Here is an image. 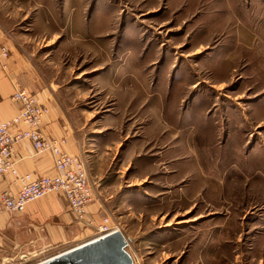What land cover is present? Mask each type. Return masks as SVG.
<instances>
[{"label": "rangeland", "instance_id": "rangeland-1", "mask_svg": "<svg viewBox=\"0 0 264 264\" xmlns=\"http://www.w3.org/2000/svg\"><path fill=\"white\" fill-rule=\"evenodd\" d=\"M262 20L264 0H0V24L13 30L59 102L74 108L76 122L92 128L106 118L110 129L102 131L116 132L111 128L118 121L134 116L125 106L143 94L147 109L160 112L168 144L174 148L176 135L182 136L178 156L174 149L161 156L154 145L152 153H142L152 157V168L136 166L135 176L113 175L99 151L107 170L89 163L97 184L108 182L100 196L115 197L95 222L110 219L126 237L134 264L264 259L255 255L254 239L264 202L243 192L238 180L225 182L223 153L217 151L225 138V112L233 105L245 108L257 84L260 66L240 64L236 48L261 34L245 32L241 24ZM197 148L200 155H192ZM210 150L219 159H209ZM173 171L177 181L168 176ZM93 235L35 258H21L28 251L22 247H0V264H35L93 241Z\"/></svg>", "mask_w": 264, "mask_h": 264}, {"label": "crops", "instance_id": "crops-1", "mask_svg": "<svg viewBox=\"0 0 264 264\" xmlns=\"http://www.w3.org/2000/svg\"><path fill=\"white\" fill-rule=\"evenodd\" d=\"M230 17L229 20H231ZM241 27L252 35L261 34L260 37H257L258 42L255 40V43L250 46L239 43V48H236L240 56V64H249V67L260 66L259 72H256L257 77H255L257 84L256 89L250 94H248L247 88L244 90L246 94L250 95L245 100V108L233 105L229 111L225 112L223 118L225 138L217 151L222 150L223 153L225 182L235 183L237 181H233V179L238 180L243 192L255 193V202L259 203L264 202V82L262 83L264 79L262 77L264 74V20L251 26L241 24ZM245 40L249 41L247 36H245ZM1 46L8 48L9 58L5 62L6 69L0 62V121L9 120L19 112L20 107L11 100L16 87L27 89L48 107L49 114L43 121V134L51 138H64L66 144L62 150L70 155L78 156L87 165L88 179L94 193V200L88 210L89 220L104 216L103 209L108 206L109 201L113 202L115 199L114 195L109 199L102 198L100 196L104 190L102 186L108 182L97 184L93 175L89 173V163L100 171L107 170L103 157H98V151L102 152L104 158L107 157V167L114 170L113 175L122 178L124 175L135 176L136 166H144L145 163H149V169L152 168V157L142 156V153H152L153 145L155 148H161L160 153L158 148L156 150L164 157L168 149H174L176 156L180 151L179 146L183 151L182 136L176 135L174 148V145L168 144L169 132L160 120V112L156 108L153 111L147 109L143 94L140 95L136 104L132 106L130 103V107L129 104L125 106L128 108V113L129 109L133 111L134 116L127 122L118 121L116 127L111 128L120 130L119 132L117 130L112 133L102 131L101 127L110 129L105 123L106 118L100 122L96 121L100 124H91L98 127L88 128L86 125H89V122H86L84 126L76 122L74 116L70 114L74 108L63 106L59 102L53 85L43 79L32 57L18 44L13 30H8L0 24ZM134 125L137 131L132 134L130 127L132 129ZM19 129L25 128L20 127ZM135 134H137V138H134ZM200 152V149L197 148L192 151V155L199 156ZM209 153L211 155H208L209 159H219L215 155V150H210ZM160 155L154 157L159 159ZM161 158L160 160L163 161ZM15 159L21 174L31 173L39 177L58 175L54 156L50 153H35L30 143L15 146ZM174 168H177L176 162L175 166L173 165ZM209 174L214 180V172ZM166 175L168 174L166 173ZM168 176L176 178L175 181H177L178 174L175 171L169 173ZM13 182L12 175L0 177V247L2 249L17 250L22 247L28 251L21 254V258H35L93 235L89 231L91 227L76 218L67 197L63 194L54 193L30 203L22 214L5 212L1 204V195L10 191L16 193L20 189V186ZM259 207V210H264V203ZM263 215L264 213L261 214V217L255 218V224H261L262 227L257 229L254 237L257 240V246H259L255 255L262 256V258H264V250L261 249L264 247V243H261L260 240L264 238ZM260 262L264 264V259H261Z\"/></svg>", "mask_w": 264, "mask_h": 264}, {"label": "built area", "instance_id": "built-area-1", "mask_svg": "<svg viewBox=\"0 0 264 264\" xmlns=\"http://www.w3.org/2000/svg\"><path fill=\"white\" fill-rule=\"evenodd\" d=\"M8 58V48L1 46L0 62L4 69L7 68L5 62ZM11 100L20 109L13 118L0 121V177L12 175L13 183L20 186V189L16 193L10 191L1 195L3 210L9 214H22L30 203L54 193L63 194L67 197L76 218L94 229V240L119 231L111 225L107 217L98 225L95 219H88L94 193L88 179L87 165L78 156L62 150L66 144L64 138H51L43 134V121L49 114L48 107L22 87L15 88ZM20 127L25 129H19ZM24 143H30L37 154H52L58 175L39 177L31 173L21 174L15 159V146ZM50 259L45 258L35 264H42Z\"/></svg>", "mask_w": 264, "mask_h": 264}, {"label": "water", "instance_id": "water-1", "mask_svg": "<svg viewBox=\"0 0 264 264\" xmlns=\"http://www.w3.org/2000/svg\"><path fill=\"white\" fill-rule=\"evenodd\" d=\"M121 231L63 252L42 264H134Z\"/></svg>", "mask_w": 264, "mask_h": 264}, {"label": "bare ground", "instance_id": "bare-ground-1", "mask_svg": "<svg viewBox=\"0 0 264 264\" xmlns=\"http://www.w3.org/2000/svg\"><path fill=\"white\" fill-rule=\"evenodd\" d=\"M62 254V253H61Z\"/></svg>", "mask_w": 264, "mask_h": 264}]
</instances>
